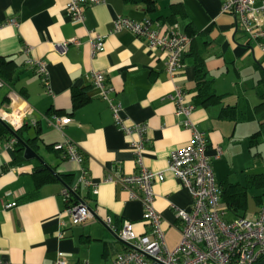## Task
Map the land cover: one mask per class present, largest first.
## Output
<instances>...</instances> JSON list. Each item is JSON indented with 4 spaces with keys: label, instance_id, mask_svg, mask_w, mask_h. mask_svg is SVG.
<instances>
[{
    "label": "crops",
    "instance_id": "0c3cea01",
    "mask_svg": "<svg viewBox=\"0 0 264 264\" xmlns=\"http://www.w3.org/2000/svg\"><path fill=\"white\" fill-rule=\"evenodd\" d=\"M153 2L154 10L149 12L142 3L106 0L86 7L83 23H74L65 13L67 0H0V113L16 130L22 127L23 140L35 139L45 164L69 188L77 186V196L96 212L95 219L71 225L64 213V187L38 162L24 160L16 142L8 147V141L0 139V261L53 264L61 252L70 264H112L126 247L104 225L107 217L115 232L129 221L136 234L152 238L151 227L142 220L141 202L130 200L119 184L104 181L108 175L139 172L129 146L138 137L133 130L124 133L115 123L108 100L93 83V73H102L107 98L120 105L121 125L146 127L141 165L155 173L165 172L170 153L192 141L190 130L181 124L185 118L176 116V106L169 99L180 87L185 105L193 107L190 122L208 141L206 155L213 158L215 149L221 150L219 159L211 158L216 183L227 179L244 186L243 217L255 218L264 184L249 182L248 177H264V137L256 145L249 139L258 130V121L222 120L219 106L195 104V66L202 65L214 93L223 97L222 105L239 106L245 101L255 108L260 101L254 88L260 71L264 72V53L240 30L233 15L221 11L224 0ZM116 17L134 23L147 20L158 35L174 30L190 39L174 81L164 69L160 49L149 48L128 30L114 33ZM96 36L103 39L104 50L92 55L90 41ZM73 39L78 45L70 44L62 53L60 45ZM30 59L46 64L47 82L27 65ZM52 117L62 122L60 129L50 123ZM66 140L82 155L81 165L68 160L63 151L52 150ZM82 169L98 185L96 195L79 182ZM153 192L163 245L172 250L181 230L175 210L189 212L192 199L171 173L154 183ZM3 202L17 205L6 210ZM221 205L224 219L233 220ZM249 205H254L252 210Z\"/></svg>",
    "mask_w": 264,
    "mask_h": 264
},
{
    "label": "built area",
    "instance_id": "2783aa9c",
    "mask_svg": "<svg viewBox=\"0 0 264 264\" xmlns=\"http://www.w3.org/2000/svg\"><path fill=\"white\" fill-rule=\"evenodd\" d=\"M106 0H67L65 13L74 23H83V10L86 7L105 4ZM221 11L234 16L240 30L247 35L250 41L257 42L264 53V0H224ZM11 25H16L12 22ZM128 30L136 37L144 39L149 48L160 49L165 55L164 69L171 81H174L181 69V59L186 53L190 39L170 30L164 35H158L150 29L149 22L134 23L127 18L116 17L113 23L114 33ZM70 44L78 45L73 39L60 45L62 53ZM92 55L102 53L103 39L99 36L90 41ZM26 52L29 51L25 50ZM27 65L34 67L47 82L46 64L41 60L27 61ZM93 83L100 89V95L108 100L115 123L121 126L124 133L132 130L137 133V140H131L129 146L135 153L136 164L140 167L137 174L121 175L119 173L106 176L105 182L119 184L128 192L130 200H139L142 204V220L151 227V237L138 235L129 221H123L119 231L115 232L112 220L107 217L104 225L125 245L126 251L117 257L112 264H264V198L262 199L255 218L247 220L235 218L231 221L224 219V209L220 202V191L215 181L211 160L219 159L220 148L215 149L211 159L206 155L208 141L204 133L195 129L189 120L193 109L192 105H185L184 93L180 87L174 88L169 97L176 106V116H183L182 126L190 130L192 141L185 148L175 150L168 157V167L165 172H150L142 167L141 155L144 151L143 125L127 129L121 125L119 113L120 105L112 103L107 98L102 73H93ZM3 83L0 81V89ZM0 119L8 124L6 114L0 113ZM56 129L61 128L62 122L56 117L50 119ZM10 124V123H9ZM8 124V125H9ZM16 131L17 127L9 125ZM15 143L12 139L7 142L10 147ZM54 151L64 152L68 160L78 164L83 163V157L77 147L66 140L62 144L53 146ZM82 178L79 181L88 188L93 195L97 194L98 185L86 178L85 169H82ZM165 173H171L178 179L191 196L192 204L189 212L175 210V217L181 224L180 241L178 245L167 250L163 245V233L160 229V216L154 209L155 182H163ZM62 198L66 203L64 213L71 225L83 224L96 218V212L87 204L79 203L75 199L77 186L62 190ZM16 202L2 203L3 209L16 207ZM0 264H11L0 261ZM53 264H70L68 257L58 252ZM82 264H90L82 262Z\"/></svg>",
    "mask_w": 264,
    "mask_h": 264
},
{
    "label": "trees",
    "instance_id": "16d2710c",
    "mask_svg": "<svg viewBox=\"0 0 264 264\" xmlns=\"http://www.w3.org/2000/svg\"><path fill=\"white\" fill-rule=\"evenodd\" d=\"M120 1L132 4L142 3L146 5L147 11L152 12L154 10L153 0ZM175 6L177 5H171V8H175ZM195 70L196 96L194 99V103L201 106H219V118L222 120L232 122H250L254 120L258 121V130L249 139L250 144H258L260 142L259 140H261V137H264V72L262 73L260 71V78L257 80L254 88L255 95L259 99L260 103L255 108H250L245 101H241L239 106L238 104L232 107L222 105L223 97L217 96L214 93L212 82L206 79V72L203 70V67L200 63L196 64ZM21 128L16 130V134L20 138H22ZM0 139H6L7 141L14 139L1 124ZM26 142L34 145L35 139L27 140ZM14 146L17 149L16 151H21L23 149L17 142L14 144ZM33 149L36 151L35 147H33ZM248 181L252 183H258L259 181H262L264 184V177L261 175H252L248 177ZM217 186L220 191V202L225 204L227 211L233 216V219L243 218L246 209V188L244 186H241L239 183H231L227 179H223L220 183L217 184Z\"/></svg>",
    "mask_w": 264,
    "mask_h": 264
},
{
    "label": "water",
    "instance_id": "95a60500",
    "mask_svg": "<svg viewBox=\"0 0 264 264\" xmlns=\"http://www.w3.org/2000/svg\"><path fill=\"white\" fill-rule=\"evenodd\" d=\"M0 124L7 130V132L16 140V142L23 148V159L26 161H36L40 164V166L44 169H46L63 187L64 189H70L68 187L67 184H65L60 177L49 167L45 164V162L42 159V156H40L38 154V152H36L33 147H35V149L38 148V146H34L32 144H29L28 142H26L25 140H23L22 138H20L17 134L16 131L13 130L8 124H6L5 122H3L0 119ZM30 140V139H29ZM33 147H31V146ZM75 199L79 202V203H84V201H82L77 195H75Z\"/></svg>",
    "mask_w": 264,
    "mask_h": 264
},
{
    "label": "rangeland",
    "instance_id": "374dc122",
    "mask_svg": "<svg viewBox=\"0 0 264 264\" xmlns=\"http://www.w3.org/2000/svg\"><path fill=\"white\" fill-rule=\"evenodd\" d=\"M256 101V99H255ZM254 207V205H249V210H252V208Z\"/></svg>",
    "mask_w": 264,
    "mask_h": 264
}]
</instances>
